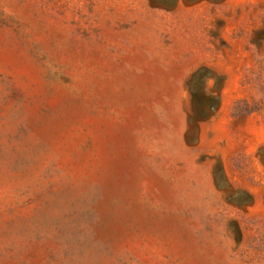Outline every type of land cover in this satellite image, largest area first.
<instances>
[{
  "label": "rangeland",
  "instance_id": "1",
  "mask_svg": "<svg viewBox=\"0 0 264 264\" xmlns=\"http://www.w3.org/2000/svg\"><path fill=\"white\" fill-rule=\"evenodd\" d=\"M0 264H264V0H0Z\"/></svg>",
  "mask_w": 264,
  "mask_h": 264
}]
</instances>
